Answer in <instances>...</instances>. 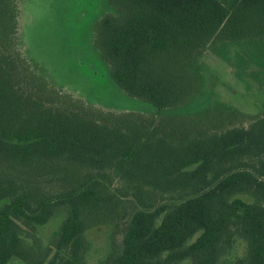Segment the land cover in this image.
<instances>
[{
	"label": "trees",
	"instance_id": "trees-1",
	"mask_svg": "<svg viewBox=\"0 0 264 264\" xmlns=\"http://www.w3.org/2000/svg\"><path fill=\"white\" fill-rule=\"evenodd\" d=\"M21 1L0 0V264H264V0H59L86 99L29 51Z\"/></svg>",
	"mask_w": 264,
	"mask_h": 264
},
{
	"label": "rangeland",
	"instance_id": "rangeland-1",
	"mask_svg": "<svg viewBox=\"0 0 264 264\" xmlns=\"http://www.w3.org/2000/svg\"><path fill=\"white\" fill-rule=\"evenodd\" d=\"M21 18H23V38L31 54L43 61L54 77L63 82L64 88L73 95L86 99L87 93L84 85L88 86L85 75L74 69L72 53L65 49L64 45L78 50L77 30L75 34L63 35V27L58 21L60 16L59 0H22L20 3ZM73 26V25H72ZM77 29H80L79 27ZM62 32V33H61ZM77 48H75V47ZM211 62L212 71L217 75L213 83L220 96L232 102L242 111L253 113L255 110L254 100L244 89V84L230 73L224 63L214 64ZM85 80V81H84ZM84 85H80V84ZM78 84V85H77ZM117 109H132L134 106L127 103L114 105ZM245 120L243 123H248ZM51 227H48L49 232ZM108 227L94 229L88 232V238L93 243L91 258H95L108 245ZM181 264H190L184 261Z\"/></svg>",
	"mask_w": 264,
	"mask_h": 264
}]
</instances>
